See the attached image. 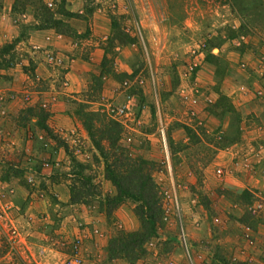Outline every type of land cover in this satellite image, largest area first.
<instances>
[{
    "label": "rangeland",
    "instance_id": "obj_1",
    "mask_svg": "<svg viewBox=\"0 0 264 264\" xmlns=\"http://www.w3.org/2000/svg\"><path fill=\"white\" fill-rule=\"evenodd\" d=\"M12 2L15 20L34 17L40 26L71 37L72 49L55 48L64 38L56 35L38 53L19 39L0 41V66L56 69L76 58L89 63L90 76L84 91L68 97L82 131L54 130L45 124L42 107L26 106L14 118L19 132L1 134L0 180L9 183L0 189L17 193L8 219L21 232L37 227L45 212L26 209L28 197L48 192V183L58 180L67 181L75 197L84 200L80 204L102 216L98 229L110 227V237L129 232L122 222L131 225L129 211L138 219L135 204L125 200L119 205L125 204L124 210L116 214L118 206L107 213L106 196L113 185L84 126L113 120L131 156L154 163L162 216L147 241L160 249L151 256L144 245L142 255L137 251L127 259L110 258L107 242L103 249L86 247L80 253L82 264H142L146 257L152 262L160 251L182 250L179 226L194 250L207 246L219 260L254 264L250 255L239 260L236 252L239 246L248 254L255 251L264 236V0ZM59 15L74 17L80 33L72 32ZM32 94L23 97L30 101ZM112 107H123L126 114L114 117ZM46 161L50 167L42 165ZM60 163L68 169H60ZM38 240L29 243L22 232L20 243L12 246L0 226V264H62L74 253L73 240L63 239L59 254ZM260 254L264 260V251Z\"/></svg>",
    "mask_w": 264,
    "mask_h": 264
},
{
    "label": "crops",
    "instance_id": "obj_2",
    "mask_svg": "<svg viewBox=\"0 0 264 264\" xmlns=\"http://www.w3.org/2000/svg\"><path fill=\"white\" fill-rule=\"evenodd\" d=\"M12 1L13 0H1L0 2V41L6 42L19 39L21 42H26L32 53H38V50L41 49L40 46L45 49L53 44L50 43V41L56 40V35L63 36L65 40L62 38V41L56 42L55 48L61 51L63 49L65 51H70V49H72L70 46L71 37L58 34L55 32L56 30L51 27L44 25L40 26L39 22L29 14L30 17L22 19L19 22L15 20L11 15V10L13 9ZM67 7H69V4H67ZM59 16L60 19H63V21L69 25L72 32L76 31L80 33V28L77 26L74 17ZM86 65L88 66L85 67ZM89 76V63L84 60L80 61L76 58L69 60L66 65L62 67H56V69H51L46 65L40 64L37 66L30 64L28 67L20 64L0 66V97L6 98V103L5 100L0 101V113H2L0 114V136L2 134L12 137L13 133L17 134L19 132V125L14 118L19 115L21 110L26 106L42 107L47 113L45 124L54 130L65 132L66 134L75 131L76 128L82 131L79 123L69 110L68 97H73L74 93H81L84 91L88 85ZM37 83H41L42 86L36 89ZM25 92L33 93L30 101H26L29 96L23 97ZM35 129L37 133L41 132L37 127ZM55 165L59 166V164ZM57 166H53L52 169H55ZM63 167L64 166L60 163V169H68V167ZM66 182L58 180L50 181L48 183V192L34 191L29 195L25 208L35 211L36 213L38 211H44L45 216L37 227L34 226L31 229L27 228L22 231L24 233V239L30 243L34 238H39L38 241L40 243L49 246L54 250V253L57 252V254H59L64 252L63 249L59 247L63 244V239L74 240L75 237L80 236L82 233L84 237L79 247V252L81 254L86 250V247L95 249V246L100 245L103 249L110 237L111 228L100 227L98 229L95 224L103 220L101 215L96 216L92 214L83 204L70 202V191ZM8 183L7 181L0 180L2 186ZM114 194L115 188L112 186L110 195ZM16 197L17 193L15 194L14 192L8 191L7 194H4L0 189V198H6V200H8L7 203L14 204ZM124 205L125 204L119 206L116 214L124 210ZM16 208L17 210L20 209L17 205L15 206V210ZM20 210L22 211V209ZM127 216L131 225L127 226L126 222H122L124 228L128 231L138 230L140 227L138 219L134 218L131 211L128 212ZM82 223H90V225H84L83 227V225H79ZM92 228H97L99 233L92 236L90 234ZM202 233L203 231L195 235L196 238L200 239ZM52 240H55L59 245L53 247L55 243H53ZM153 246L154 249H151ZM153 246H146L145 251L151 252V256H156V252H159L160 244L157 245L158 247L156 243ZM211 248L212 247H210V249ZM169 250L170 251H162V253L160 251L156 260L152 262L148 257L140 261L142 264H190L182 250L177 247H171ZM263 251L264 236L262 241L260 240V244L255 251H251V253L249 252L248 254L246 251L244 252L241 250L239 246L236 253L238 254L239 260L248 259L245 256L250 255V263L264 264L263 257L260 258V253ZM194 263L196 264L198 262L194 259ZM200 264H233V262H227L223 259L219 260L215 257V252L210 251V255Z\"/></svg>",
    "mask_w": 264,
    "mask_h": 264
},
{
    "label": "trees",
    "instance_id": "obj_3",
    "mask_svg": "<svg viewBox=\"0 0 264 264\" xmlns=\"http://www.w3.org/2000/svg\"><path fill=\"white\" fill-rule=\"evenodd\" d=\"M84 126L104 160V176L115 188L114 195L106 196L107 213L125 200H131L135 204L133 212L140 222L138 230L110 237L108 255L110 258L126 259L137 251L138 255H142L144 243L154 235L162 216V192L152 177L154 163L131 156L120 142L121 130L115 121L100 122L98 127L92 123H84ZM69 191L71 203H85L83 199L75 197L72 188Z\"/></svg>",
    "mask_w": 264,
    "mask_h": 264
},
{
    "label": "built area",
    "instance_id": "obj_4",
    "mask_svg": "<svg viewBox=\"0 0 264 264\" xmlns=\"http://www.w3.org/2000/svg\"><path fill=\"white\" fill-rule=\"evenodd\" d=\"M110 114L113 115L114 117H123L126 113L123 107H112L109 110ZM164 146H165V141L163 140ZM42 165L44 167H50L49 162H43ZM216 173L219 175L221 173V169H217ZM12 206L9 203L2 202L0 200V226L3 227V229H6L7 237L8 240L10 241V244L12 246L18 245L19 240L22 237V232L20 229L15 225V223L9 218V212L11 210ZM248 230V228H247ZM90 234L92 236L96 235L98 232L97 228H92L90 230ZM248 238V234H246ZM84 234H80V236H77L74 238V253L71 255H68L67 258H65L62 262V264H82V258L80 256L79 252V247L82 244ZM177 241L187 257L188 261L190 264H195L194 259L196 260V264L203 263L206 257L210 255V250L208 249L207 246H201L198 249L193 248L192 244L190 243L187 234L185 233V230L179 226L178 227V232H177ZM248 242L251 244L253 243V240H250L248 238ZM145 246H153V241L149 240L144 243ZM127 264H139L138 262H129Z\"/></svg>",
    "mask_w": 264,
    "mask_h": 264
}]
</instances>
